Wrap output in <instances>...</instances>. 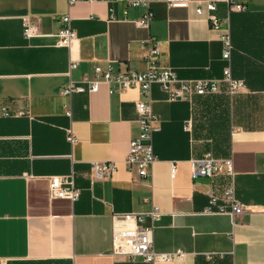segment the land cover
Listing matches in <instances>:
<instances>
[{
  "label": "crops",
  "instance_id": "crops-1",
  "mask_svg": "<svg viewBox=\"0 0 264 264\" xmlns=\"http://www.w3.org/2000/svg\"><path fill=\"white\" fill-rule=\"evenodd\" d=\"M236 3L241 6L218 2L221 25L213 27L206 9L199 15L194 4L173 7L164 0H151L149 8L127 1L0 0V264H264V0ZM148 11L150 25L138 26ZM64 13L78 36L71 49L56 46L52 35ZM26 17L45 35L26 38ZM226 27L232 74L245 87L230 96L221 82L217 92L170 100L154 84L160 130L146 177L125 164L139 131L135 103L146 98L139 89L110 92L102 83L96 92L61 93L69 81L93 76L96 65L146 69L149 39L179 79H220ZM208 152L233 158L244 213L206 211L209 193L222 194L230 181L225 174L192 176L190 160ZM111 160L117 169L110 177L91 178L93 161ZM71 171L78 200L50 197L48 176ZM154 205L163 213L155 222V248L181 254L155 262L112 255L114 215Z\"/></svg>",
  "mask_w": 264,
  "mask_h": 264
},
{
  "label": "built area",
  "instance_id": "built-area-1",
  "mask_svg": "<svg viewBox=\"0 0 264 264\" xmlns=\"http://www.w3.org/2000/svg\"><path fill=\"white\" fill-rule=\"evenodd\" d=\"M80 0H67L68 6H72ZM97 1V0H87ZM108 3L116 1H127L131 5H145L149 8L151 0H104ZM169 6L187 7L195 5V10L199 15L208 11L207 19L213 27H220V19L216 15L217 4L226 1L232 5H238L236 0H164ZM152 12L148 11L144 16L136 20L138 26L150 25ZM60 27L52 35L56 37L55 45L71 49L77 42L78 36L72 25V17L69 13H64L59 17ZM23 34L26 38L44 36L40 24L31 18L24 19ZM149 39L144 43L146 49L145 58L148 67L144 70H135L128 67L116 68L112 63L103 68L96 65L94 75L85 74L78 82L69 81L62 89L61 93L71 96L75 92H96L102 83L111 85L110 92L123 91L131 88L139 89L140 93L146 97L136 101L138 112L139 131L132 137L127 153L125 164L129 171L136 172L140 177H146L152 165L157 160L154 151V134L160 130L157 123V116L152 110L151 89L154 84H159L168 93L170 100L191 99L194 94L214 93L219 89V84L225 83L227 93L230 96L240 92L244 87V80L233 76L231 70V54L233 44L230 29L226 27L222 33L221 40L223 45L222 56L226 60L223 77L220 79H190L181 80L178 78L175 69L165 65L158 60L159 48ZM76 61L72 59V66ZM178 82L179 86H174ZM67 115H71V107L64 106ZM2 114L5 116L11 113L2 107ZM66 138L74 144L77 137L71 127L66 129ZM192 176H214L225 174L230 178L229 184L225 187L222 194L218 195L211 191L209 193V204L206 211H216L230 213L233 217L247 211V206L236 196L235 191V166L232 157H215L208 152L202 157L190 160ZM92 179H106L116 171L115 161H93ZM176 165L172 164L171 171L175 172ZM49 196L52 198H65L72 202L78 200L81 189L76 184L74 171L66 174H53L48 176ZM161 209L154 205L149 211L143 213H124L115 214L113 223V238L111 254L124 256L129 259L143 258L146 261H171L181 253L158 251L154 246L155 222L162 216ZM211 257L212 254H208Z\"/></svg>",
  "mask_w": 264,
  "mask_h": 264
}]
</instances>
